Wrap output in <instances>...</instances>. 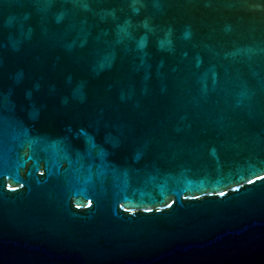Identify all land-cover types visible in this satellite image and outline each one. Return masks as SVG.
Instances as JSON below:
<instances>
[{
	"label": "water",
	"instance_id": "1",
	"mask_svg": "<svg viewBox=\"0 0 264 264\" xmlns=\"http://www.w3.org/2000/svg\"><path fill=\"white\" fill-rule=\"evenodd\" d=\"M0 264H264V0H0Z\"/></svg>",
	"mask_w": 264,
	"mask_h": 264
}]
</instances>
